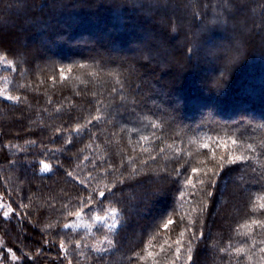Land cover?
I'll list each match as a JSON object with an SVG mask.
<instances>
[{"label": "trees", "instance_id": "obj_1", "mask_svg": "<svg viewBox=\"0 0 264 264\" xmlns=\"http://www.w3.org/2000/svg\"><path fill=\"white\" fill-rule=\"evenodd\" d=\"M0 56L24 264H264V0H0ZM108 212L98 253L70 224Z\"/></svg>", "mask_w": 264, "mask_h": 264}, {"label": "rangeland", "instance_id": "obj_2", "mask_svg": "<svg viewBox=\"0 0 264 264\" xmlns=\"http://www.w3.org/2000/svg\"><path fill=\"white\" fill-rule=\"evenodd\" d=\"M7 68L10 69V63L8 60H6L4 57L0 56V69ZM5 78H0V94L4 95L5 97H8V95L5 94L3 86L5 83ZM48 164L50 166L48 171L43 170V165ZM43 172H50L52 170V166L50 163L43 162L41 167ZM0 204H3L5 207L0 209V214L3 215V212L9 208L8 202L4 200L2 197H0ZM13 213L9 214V217H12ZM119 215L115 212H108L106 215L103 216H79L70 224V228L74 230H80L85 232V235L88 236V239H91V245H94V248H100L104 249L107 246H111V243L109 244L108 241H110V238L108 235L103 236L101 239L96 238V236L93 234L94 229L100 228L101 230H104L108 232V230H115L119 226ZM112 224H116V228H111ZM108 234V233H105ZM96 238V239H94ZM86 240V239H85ZM93 240V241H92ZM63 244L64 248L59 247V245ZM57 247L60 254L64 257V263L63 264H71L68 261V254H69V247L65 243H60ZM51 247V246H50ZM11 249V252L8 250ZM41 250L39 251V253ZM15 255L16 257H19L18 260H12V256ZM0 264H24V259L21 257L16 251L15 248L10 246V243L8 239L6 238L5 234L0 229ZM49 264V263H46Z\"/></svg>", "mask_w": 264, "mask_h": 264}, {"label": "snow or ice", "instance_id": "obj_3", "mask_svg": "<svg viewBox=\"0 0 264 264\" xmlns=\"http://www.w3.org/2000/svg\"><path fill=\"white\" fill-rule=\"evenodd\" d=\"M7 99L10 100V101H11V100H17V101H18L20 98H19V97L8 96ZM78 131H79V129H77V132H78ZM69 143H71V141H69ZM235 143H236V141H233V144H235ZM205 147H208V145H205ZM240 160H242V157L236 156V157H234L231 161H224V164H231V163H235L236 161H240ZM221 161H223V157H221ZM49 168H50V166H49L48 164H44V165H43V170H44V171H48ZM220 170L223 171V164L221 165V169H220ZM195 171H196L197 173H199L200 170H199V169H195ZM209 171L212 172V176L209 178V180H208V184H209L210 187H214V185H215L214 177H216V176L218 175V173L212 171L211 169H210ZM68 175H69V176H72V173L69 172ZM188 182H189V184L192 183L191 180H189ZM81 183H83V182L81 181ZM200 183H201V184H204L205 182H204L203 180H201ZM207 194H208L209 196H211V195H212V192H211V191H208ZM98 196L100 197V203H101V207H102L104 201L107 200V193H105V192H103V191H100V192L98 193ZM92 198H93V193H89L88 197L85 198L84 203L87 204L88 201H90ZM4 207H5V206H4L3 204H0V209H2V208H4ZM261 207L264 208V205H261ZM90 210H91V209H90ZM14 211H15L14 209H12L11 207H9V208H7L6 211L3 212V216H4L5 218H8V217H9V214H10V213H13ZM168 223L171 224V223H173V222L170 220ZM257 223L259 224V226L264 227V222H259V221H258ZM167 226H168V225H165V227H167ZM111 228L115 229V228H116V224H112V225H111ZM108 243L110 244L111 241H108ZM177 243H179V241H177ZM59 247L64 248V245L61 244V245H59ZM8 251L11 252V249H9ZM96 251H97L98 253H103V252L108 251V249H107V248H104V249L97 248ZM237 251L242 253V252L244 251V249H242V248H241V249H237ZM262 251H264V249H262ZM98 258H99V259H103V255H101V256L98 257ZM18 259H19V257H16L15 255L12 256V260H18Z\"/></svg>", "mask_w": 264, "mask_h": 264}]
</instances>
